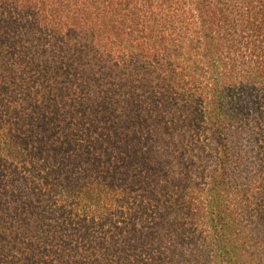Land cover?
Returning a JSON list of instances; mask_svg holds the SVG:
<instances>
[{
	"label": "trees",
	"instance_id": "16d2710c",
	"mask_svg": "<svg viewBox=\"0 0 264 264\" xmlns=\"http://www.w3.org/2000/svg\"><path fill=\"white\" fill-rule=\"evenodd\" d=\"M0 264H264V0H0Z\"/></svg>",
	"mask_w": 264,
	"mask_h": 264
}]
</instances>
